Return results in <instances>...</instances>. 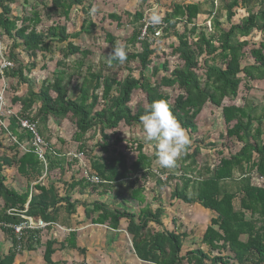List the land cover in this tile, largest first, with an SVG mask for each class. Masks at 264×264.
<instances>
[{
  "label": "trees",
  "instance_id": "obj_1",
  "mask_svg": "<svg viewBox=\"0 0 264 264\" xmlns=\"http://www.w3.org/2000/svg\"><path fill=\"white\" fill-rule=\"evenodd\" d=\"M95 1L21 0L22 12L15 15L12 5L17 0H0V34L6 42L4 53L12 63L0 73V88L4 79L6 105L17 111V116L4 117V122L19 142L31 138V133L21 127L19 119L35 123L39 134L50 145L45 153L47 174L43 179L47 182L42 179L25 191L16 190L7 184L6 168L16 167L30 182L39 177L44 164L32 150L23 152L16 144L7 146L2 138L9 140L8 134L0 126V146L17 149L12 154L4 151L0 155V230L4 240L11 242L7 251L0 253V264H16L24 252L37 251L41 245L44 246L42 260L45 264H58L61 259L55 261L53 256L66 248L85 254L86 248L77 246L75 231L62 242L53 237L43 242L45 228H23L19 233L15 229L27 222L25 217H31L34 222L51 223L46 227L50 230L58 222L61 208L68 215L75 214L81 202L73 200L71 193L77 187L79 192L90 188L92 192L113 193L114 200L121 202H127L124 195L127 194L130 201L143 204L138 213L102 201L83 207L85 216L93 224L117 230L125 220L135 254L145 264H264V184L253 182L255 177L264 178V106L245 97L242 105H224L226 99L237 98L242 86L250 90L252 83L264 81V0H210V4L172 1L162 18L164 34L153 44L138 39L144 26L139 22L144 18L146 6L157 0H137L138 9L123 12L134 24L132 34L125 39L127 61L120 64L109 58L97 70L87 66L85 61L92 51L74 43L82 32H90L95 26L93 22H89V28L83 26L76 32H69L67 25L60 22L40 28L44 22L41 10L47 20L56 16L68 21L75 7L89 15ZM241 8H246L247 16L234 23L233 18ZM204 14H214L213 32L207 33L206 28L200 29L197 25L198 16ZM222 16L229 27L220 22ZM107 18L116 21L118 26L124 23L122 14L116 12L109 13ZM148 29L151 31L152 27ZM253 31L259 32L261 39L251 43L248 37ZM169 36L175 38L169 44L171 54L176 57L172 70L166 62L162 68L152 62L159 50V46L153 45L156 41L168 40ZM104 39L111 52L118 37L105 31ZM137 44L140 47L137 48ZM129 45L136 48L129 51ZM56 52L60 56L56 66L63 69L55 72L52 78L42 80L36 90L30 78L37 66L34 58L38 53L45 58ZM247 54L251 61L243 63ZM21 55L32 62L25 63ZM74 56L76 59L67 64V59ZM132 62L135 66L130 65ZM107 63L110 67H124L128 74L122 78L104 74ZM135 70L138 76L133 74ZM74 73L81 80L78 93L71 97L68 84ZM164 88L176 89V96L172 97ZM139 90L144 94L143 98L131 105L134 93ZM161 98L169 102L191 136L197 132L198 116L207 103L222 109L226 125L223 140L213 147L228 148V156L221 157L213 165H202L196 160L200 148L195 145L192 150L194 145L189 144L177 169L181 174L171 191V199L183 205L198 204L210 212L200 244L190 250L184 249L188 231L165 228L162 216L166 207L161 203V196L157 194L154 198L158 203L156 208L146 201L149 178L161 189L170 184L176 174L168 173L164 180L154 173L152 160L146 165L149 157L142 141L130 140L135 151L132 160L119 148L123 142L117 132L120 124L141 123L140 117L148 105ZM17 103L20 105L18 110L15 108ZM68 117L76 126L72 136L75 149L89 157L92 171L101 180L99 183H90L84 176L78 180L64 179L63 151L43 130L52 118L65 120ZM98 134L96 149H89V138ZM235 145L237 149L233 152L231 148ZM152 224L159 229H153Z\"/></svg>",
  "mask_w": 264,
  "mask_h": 264
},
{
  "label": "rangeland",
  "instance_id": "obj_2",
  "mask_svg": "<svg viewBox=\"0 0 264 264\" xmlns=\"http://www.w3.org/2000/svg\"><path fill=\"white\" fill-rule=\"evenodd\" d=\"M184 2V1H205L209 2L210 0H157L152 1L150 5L146 6V10L144 12V18L139 22L143 23V29L148 24L146 21V13L151 11L152 9H155L158 11V13L163 18L164 12L170 7L171 2ZM139 3L137 0H132L130 2H123V1H116V0H96L93 2V8L90 11V14L87 15L84 13L80 7L73 8L70 19L68 21H65V19L58 18L56 16H53L50 19H46L44 11L41 10L42 17H43V23L40 25V28H45L46 26H49L53 22H60L62 24H66L69 32H76L83 29V26H86L87 28L90 27L89 22H93L95 24L94 27H91L90 32H82L81 35L74 39V43L77 45H80L81 48H86L88 50L92 51V54L89 55L85 59L87 61V66H93L94 69H98L99 66H101L102 62H108L109 61V52H110V45L108 42L104 39V32L108 31L114 36L118 37V40L126 43L125 39L128 38L133 30H134V24L130 23L127 20L126 15L123 13L125 11L134 12L136 9H138ZM14 14L20 15L22 12L23 5L21 3V0H17L16 3L12 5ZM118 13L122 14L123 16V25L118 26L116 21H113L109 18H107V15L109 13ZM105 16V17H104ZM247 16V10L246 8L239 9L238 15L233 18L234 23H238L239 20L243 17ZM104 17V18H103ZM45 18V19H44ZM215 18L214 14H204L198 16V19L196 20L197 25L200 29H205L206 32H213V19ZM163 21V20H162ZM220 22L224 24V26L229 27V23L227 20H225L224 16L220 17ZM181 26V25H180ZM164 34L163 30H161L160 36ZM150 43H154L153 41L157 38H153L152 34H149ZM174 37H170L168 40L165 41H159L155 42V46H159V50L156 52V54L152 57L153 65L158 66L159 68H162L163 64L166 62L172 70L176 65V57L171 54V47H169V44L174 41ZM248 39L251 40V43L256 42L261 39V34L257 31H253V33L248 37ZM3 43H6L5 40ZM253 45V44H252ZM136 47H140L139 44L136 45ZM136 47L129 45V51H133ZM60 56L56 52L53 54H47L44 58L43 55L40 53L37 54V57L34 58L36 61V68L31 72L30 78L33 81V86L35 89H38V86L41 84L42 80L45 78H52L54 73L62 70V67H57L56 62ZM23 59V61L26 62H32V59H29L25 55H21L20 57ZM76 57H69L66 61L67 64H71ZM79 59H81L79 57ZM251 61L250 55H246L245 60L243 63H249ZM45 65V67H42ZM131 66H135V63H131ZM105 72L104 74H110L115 75L117 77H125L128 74V71L124 67H110V65L107 63V65L104 67ZM133 68V67H132ZM151 70V68H150ZM75 75L71 77V81H69L68 88H69V96L74 97L79 91V83H80V76L74 73ZM133 74L138 76V72L135 70L133 71ZM150 74V72H148ZM26 86H24L25 88ZM248 87V86H247ZM23 88V90H24ZM26 89V88H25ZM164 91L169 93L172 97H175L177 94V90L173 88H164ZM9 95V93H8ZM143 93L139 90L136 91L132 97L131 105H134L140 98H143ZM243 97L250 99V101H253L256 105L263 107L264 106V81L261 82H255L252 83L251 89L247 90L246 86H242L239 91V95L237 98H233L231 100L226 99L224 101V105H230V104H237L242 105L244 103ZM10 99V98H9ZM16 110L19 108V104H15ZM197 132L195 135H189L190 137V144L194 145L192 147L195 148V145H198L200 148V154L197 156L196 160L200 164H209L213 165L216 163L221 157L228 156L230 150L225 147L221 146H215L216 144H219L221 140H223V132L226 131V125L222 114V109L215 107L211 105L210 103H207L202 111V113L198 116L197 119ZM44 129V128H43ZM44 134L48 136V138L52 137L55 138V145L58 146V148L62 149L63 154L65 155L63 158H65L64 163V179L72 180L75 177H86L87 174H90L92 171L91 169V162L89 157L84 152H78L76 151V142L72 140V136L74 132L76 131V126L74 123V120L71 119V117H68L65 120H58L56 118H52L50 122L47 125V128L44 130ZM119 136L123 140L119 144V148L124 151L130 160L134 158L135 151L133 150V147H131L130 140L132 138L142 141L145 144L144 152L149 157V160L147 161L146 165L150 163L151 169L154 173L159 174L162 179L166 180L168 173H175L176 177L171 181L170 184L166 185L165 187L158 189L155 186V183L149 178L146 184V201L150 203V205L153 208H156L158 206V203L154 201V198L157 197V194L161 196V203H163L166 206L167 212H165L164 215V221H166L165 228L170 227V230L173 229V222L172 219H174V224L179 229H185L188 231V238L186 239V246L185 250H190L191 248H196L200 244V238L204 232V229L206 227V224L209 220V214L204 212L202 208L198 204L194 205H183L180 204L177 200L171 199V191L173 190L175 183L178 181L180 172L177 171L178 168H180V160L183 158V155L179 158L177 165L174 169L170 170H164L160 169L158 164L156 163V156H155V145L154 142H149L144 138V133L142 129V124H133L131 126H126L124 122L120 124V127L117 130ZM92 133V132H91ZM90 134H87L86 137H89ZM99 134L94 135L92 138L90 137V146L89 149H96L95 145L97 142ZM2 141L5 142V144L8 146L9 140L6 138H2ZM200 141H203V143L199 144ZM197 142V143H196ZM237 146H233L231 150L234 152L236 151ZM191 150V149H190ZM8 152L10 154L17 151V149L14 147H4L0 146V155L3 153ZM82 153V156H79V154ZM102 154V153H100ZM69 162V164L67 163ZM58 171V170H57ZM93 172V171H92ZM4 174L7 176V184L10 185L12 188H15L19 191H25L28 186L33 187L38 181H41L47 174V169L45 165L43 166V170L41 174H39V177L33 178L30 182L27 181L25 177L20 175L17 168L12 166L10 168H6L4 171ZM257 179V178H256ZM44 182H47L46 178L43 179ZM90 191V188H89ZM125 195V199L129 198L127 194ZM100 199V200H99ZM83 200L85 202L88 201H102L106 203L107 205L112 207H123L128 210H133L135 212H139L140 207L143 205H137V201H130L129 199L126 200L127 202H121L118 200H114L113 193H105L102 194L101 192H89V197H83ZM119 203V204H118ZM237 205V202L235 203ZM238 206V205H237ZM60 215L62 220L66 218V220H69L71 216H69L63 208L60 210ZM75 217H78V222H76V226L78 228L83 229V240L86 242L88 240L95 243V247L102 250L104 254H109L110 258L112 260L111 263L107 264H145L142 261H140L138 258L134 257V252L132 250V242H131V236L127 235L125 232H122L124 235L123 241L121 244L116 246H110L108 243V247L102 248L100 246V241L105 238L104 232L106 234H117V231L112 230V228H109L107 225H99V224H92L91 220L87 218L85 215H83V210L79 209V211L74 214ZM72 216V217H74ZM69 222V221H68ZM61 223V222H60ZM62 224V223H61ZM126 221L122 220L121 228L124 229L126 225ZM57 223L53 224V229L51 233H55V235L58 238H63L66 235H69V230H61L57 227ZM76 226H72L73 229L76 228ZM153 229H159L158 226L152 224L151 225ZM66 227V226H65ZM71 227V226H67ZM58 228V229H57ZM109 228V229H108ZM44 229V228H43ZM49 230L44 229L43 230V242L47 239L49 236ZM117 240V239H116ZM11 242L9 240H4V236L2 231L0 230V253H5L10 246ZM205 250L207 248L203 247ZM41 246L38 248V251L34 253L30 259V262L28 261L27 264H45L41 257ZM97 249V250H98ZM106 249V250H105ZM74 253V252H73ZM225 253V251H223ZM74 255V254H73ZM63 255H60L57 258H60ZM67 257V256H64ZM125 258V259H123ZM63 260H60L58 264H67V261L62 262ZM101 263V262H99ZM22 264H25L23 262Z\"/></svg>",
  "mask_w": 264,
  "mask_h": 264
},
{
  "label": "clouds",
  "instance_id": "obj_3",
  "mask_svg": "<svg viewBox=\"0 0 264 264\" xmlns=\"http://www.w3.org/2000/svg\"><path fill=\"white\" fill-rule=\"evenodd\" d=\"M146 21L150 25H159L162 17L157 10L146 13ZM110 60L120 64L127 61V46L116 41L108 54ZM144 138L154 142L156 163L160 169L170 170L177 165L179 158L190 144V137L180 120L175 116L172 107L165 99L152 101L140 117Z\"/></svg>",
  "mask_w": 264,
  "mask_h": 264
},
{
  "label": "crops",
  "instance_id": "obj_4",
  "mask_svg": "<svg viewBox=\"0 0 264 264\" xmlns=\"http://www.w3.org/2000/svg\"><path fill=\"white\" fill-rule=\"evenodd\" d=\"M54 139L55 138H52L51 139V142L52 143H55V141H54ZM65 155L64 154H62V156L61 157H64ZM80 177H75V179L74 180H78ZM257 178V179H256ZM66 180V179H65ZM67 181V180H66ZM68 181H71V180H68ZM253 182L255 183V184H257V185H260V184H264V178H260V177H255V178H253ZM60 185V184H59ZM17 190V189H16ZM89 189L88 188H85V189H83V191L82 192H79L78 191V187L71 193V196H72V199L73 200H78V201H80L81 202V204L79 205V206H77L76 207V209H75V214L79 211V209H82L83 210V215H85V213H84V207H83V205H88V204H90V203H92V202H94L93 200H91V201H88V202H85V200H83V197H89ZM146 193V192H145ZM61 194H63V193H61ZM100 200V199H99ZM126 200H128L127 198H126ZM172 200H175V199H172ZM200 206V205H199ZM166 207V206H165ZM201 207V206H200ZM202 208V210L205 212L206 211V213H208L209 214V216H210V212L207 210V209H205V208H203V207H201ZM129 211H132V212H134L133 210H129ZM165 212H167V209L165 210ZM165 212H164V214H163V216H162V218H163V223H164V225L166 226V221H164V215H165ZM69 216H71V218L69 219V220H66V218H64L63 220H62V218H61V215H60V211H59V220H58V222H57V227L59 228V229H61V230H69V232L68 233H70L71 231H75L76 232V243H77V246H79V247H81V248H86V253L85 254H83V255H81L79 252H75V250H73V249H70V248H66V249H63L62 251H57L55 254H54V256H53V259L55 260V261H59L60 259L61 260H64V261H67L68 263L67 264H76V262H85L86 264H107V263H111L112 262V260H111V258H110V255L108 254H104L103 253V251L102 250H100V249H98V248H96L95 247V243H93L92 241H90V240H88V241H84L83 240V234H84V231H83V229H81V228H78V226H76V225H74V224H76V222H78V219H80V218H78V217H75L74 216V214L73 215H69ZM72 216H74V217H72ZM69 221V222H68ZM76 221V222H75ZM62 224H61V223ZM172 222H173V229L172 230H176V232H178V230H179V228L177 227V226H175V224H174V219H172ZM93 224V223H92ZM100 225V224H99ZM121 225H122V221H121V224H120V226H119V228L117 229V230H115V229H112V230H115V231H117V234H113L112 236H111V234H110V236H109V234H106L105 232H104V235H105V238L103 239V240H101L100 241V246L102 247V248H104V247H108L109 245H108V243L110 244V246H116V245H119V244H121L122 243V241H123V234H122V232H125L127 235H130L128 232H127V224L125 225V228L124 229H122L121 228ZM66 226V227H65ZM67 226H71V227H68L67 228ZM72 226H76V228L75 229H73L72 228ZM57 228V229H58ZM109 229V228H108ZM167 229H169L170 230V227H168ZM54 231V229H53V226H51V229L49 230V232L50 233H48L49 234V236L47 237V238H49V237H53V238H57V240L59 241V242H62V241H64L66 238H67V235L65 236V237H63V238H58L56 235H55V233L53 234V233H51V231ZM205 230V229H204ZM180 231H182V230H180ZM131 236V235H130ZM132 237V236H131ZM117 239V240H116ZM106 247V248H107ZM202 247H204V246H202ZM41 257H42V254H43V252H44V246L43 245H41ZM98 249V250H97ZM106 250V249H105ZM132 250H133V252H134V257H136V258H138L137 257V255L135 254V251H134V249H133V246H132ZM38 251V250H37ZM37 251H33V252H24L23 253V256L21 257V259L19 260V261H17L16 262V264H22L23 262H25V264H27V262L29 261L30 262V259H31V257H32V255L34 254V253H36ZM74 252V253H73ZM74 254V255H73ZM60 255H63V256H61L60 258H57V257H59ZM64 256H67V257H64ZM123 259H125V258H123ZM139 259V258H138ZM140 260V259H139ZM141 261V260H140ZM75 262V263H74ZM99 262H101V263H99Z\"/></svg>",
  "mask_w": 264,
  "mask_h": 264
},
{
  "label": "built area",
  "instance_id": "obj_5",
  "mask_svg": "<svg viewBox=\"0 0 264 264\" xmlns=\"http://www.w3.org/2000/svg\"><path fill=\"white\" fill-rule=\"evenodd\" d=\"M148 27H152L151 31H149ZM165 27V23L162 21L159 25H150L149 23L145 26L144 29H142V32L140 33V36L138 37L139 40H149L150 36L149 34H152L153 38H157L161 34V30ZM5 45L3 43V39L0 34V73H3V70L11 67L12 63L11 61L6 57L5 55ZM7 84L2 79V86L0 88V126L5 130V132L8 134L9 137V143L10 144H16L18 145V148L23 152L28 151H34L41 162L47 166L46 159H45V153L50 148V145L42 138V136L39 134L37 125L35 123H31L28 120L25 119H19L21 127L28 130L31 133V138L24 142H19L15 136H12L9 132V129L7 125L4 122V117L6 116H17V111H15L12 108H8L6 105L5 100V92H6ZM83 154L80 153L79 156H82ZM86 179L90 183H99L101 180L94 172H90V174L86 175ZM27 219V222L22 223L19 226H16V232L19 233L23 228H38L43 229L46 228L51 223H47L43 220H39L38 222H34V220L31 217H25Z\"/></svg>",
  "mask_w": 264,
  "mask_h": 264
}]
</instances>
